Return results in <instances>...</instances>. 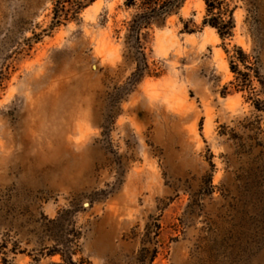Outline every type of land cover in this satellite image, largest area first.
<instances>
[{
	"label": "rangeland",
	"instance_id": "374dc122",
	"mask_svg": "<svg viewBox=\"0 0 264 264\" xmlns=\"http://www.w3.org/2000/svg\"><path fill=\"white\" fill-rule=\"evenodd\" d=\"M56 1L0 0V264H264V0L139 43L125 0Z\"/></svg>",
	"mask_w": 264,
	"mask_h": 264
},
{
	"label": "trees",
	"instance_id": "16d2710c",
	"mask_svg": "<svg viewBox=\"0 0 264 264\" xmlns=\"http://www.w3.org/2000/svg\"><path fill=\"white\" fill-rule=\"evenodd\" d=\"M71 0H57L54 7V20L57 25H61L62 19H68L69 14L75 9L68 7ZM94 1V0H90ZM186 0H125V5L135 9V13L129 22L128 37L135 39L138 43L141 40L143 30L151 28L153 25H163L169 17L177 14ZM80 2V1H79ZM206 5V15L203 20L204 26H209L216 30L222 40L233 37L236 21L234 17L235 8H230L224 0H204ZM78 10L82 9L79 3ZM236 54L230 60V66L234 73L241 74L238 64L242 63L247 69H251L248 55L241 47H237ZM251 82L250 79L242 81V85ZM259 108V107H257ZM59 253L56 251L54 254ZM63 260L70 264H76L72 259L69 261L65 255Z\"/></svg>",
	"mask_w": 264,
	"mask_h": 264
}]
</instances>
